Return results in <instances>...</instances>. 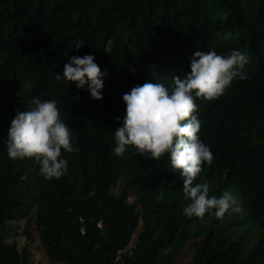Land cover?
Segmentation results:
<instances>
[{
    "label": "trees",
    "instance_id": "1",
    "mask_svg": "<svg viewBox=\"0 0 264 264\" xmlns=\"http://www.w3.org/2000/svg\"><path fill=\"white\" fill-rule=\"evenodd\" d=\"M210 50H237L248 63L246 78L219 97L194 100L213 160L193 183H206L210 196L230 192L240 211L187 218L167 155L112 152L114 118L124 114L116 81L140 85L151 72L168 87L189 71L193 51ZM85 54L107 72L100 100L53 75ZM34 99L55 100L74 137L76 151L61 150L67 170L59 179L6 155L10 121ZM31 216L25 241L52 262L264 264V0H0V264H30L28 244L6 240L5 228ZM188 243L190 260L178 263Z\"/></svg>",
    "mask_w": 264,
    "mask_h": 264
},
{
    "label": "clouds",
    "instance_id": "2",
    "mask_svg": "<svg viewBox=\"0 0 264 264\" xmlns=\"http://www.w3.org/2000/svg\"><path fill=\"white\" fill-rule=\"evenodd\" d=\"M82 44L76 42L73 48ZM188 61L189 71L183 77L173 76L168 87L154 83L151 72L136 79L140 85L125 83L118 76L117 107H124V114L120 118L116 113L114 118L119 126L113 132L111 150L120 157L131 146L137 155L154 161L167 155L170 168L182 178V194L189 201L183 215L202 218L207 213L222 219L225 213L240 211L235 197L228 191L210 196L206 183H193L202 165L213 160L209 147L198 136L200 121L194 115V100L217 98L234 79H245L248 59L237 50L226 56L210 50L193 51ZM53 75L58 82H74L76 89L87 92L93 100L102 99L107 72L98 67L91 54L70 57L61 74ZM32 103L34 107L18 111L11 119L3 140L6 155L10 160L30 158L38 164L44 180L59 179L67 170L61 150L76 151L71 142L74 137L60 118L55 100L34 99Z\"/></svg>",
    "mask_w": 264,
    "mask_h": 264
},
{
    "label": "rangeland",
    "instance_id": "3",
    "mask_svg": "<svg viewBox=\"0 0 264 264\" xmlns=\"http://www.w3.org/2000/svg\"><path fill=\"white\" fill-rule=\"evenodd\" d=\"M120 187H116L114 191H118ZM25 224H30L33 227V217H29L27 220H24L23 222L18 223V228L17 225L12 223V224H7L5 228V238L8 241H14L19 248H21L25 244V237L22 234L23 226ZM33 234V233H32ZM29 246L30 252H31V262L30 264H62L60 262H52L49 261L48 257L44 253L43 250H41L37 245L33 246V243L31 242H26ZM191 249H190V243H188L186 249H184L180 255L176 257V261L178 263H184L185 261L190 260V254H191Z\"/></svg>",
    "mask_w": 264,
    "mask_h": 264
}]
</instances>
